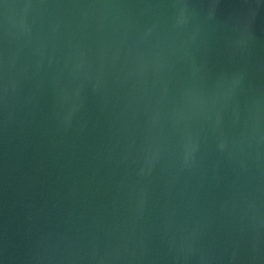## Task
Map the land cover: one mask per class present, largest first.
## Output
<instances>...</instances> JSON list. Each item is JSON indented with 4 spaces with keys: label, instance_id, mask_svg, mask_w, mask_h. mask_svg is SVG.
<instances>
[{
    "label": "water",
    "instance_id": "obj_1",
    "mask_svg": "<svg viewBox=\"0 0 264 264\" xmlns=\"http://www.w3.org/2000/svg\"><path fill=\"white\" fill-rule=\"evenodd\" d=\"M0 264H264V0H0Z\"/></svg>",
    "mask_w": 264,
    "mask_h": 264
}]
</instances>
